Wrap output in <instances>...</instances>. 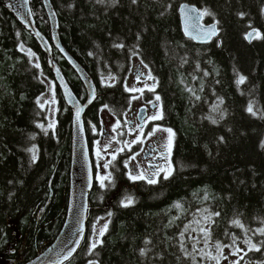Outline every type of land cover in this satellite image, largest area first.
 Returning <instances> with one entry per match:
<instances>
[{
  "label": "trees",
  "instance_id": "16d2710c",
  "mask_svg": "<svg viewBox=\"0 0 264 264\" xmlns=\"http://www.w3.org/2000/svg\"><path fill=\"white\" fill-rule=\"evenodd\" d=\"M52 2L65 47L98 90L85 116L88 138L103 109L115 115L129 109L126 80L135 59L156 82L146 96L160 97L158 124L174 132L170 177L135 181L124 161L113 164L114 180L106 192L92 193L86 236L66 264H217L216 243L231 245L233 237H250L260 251L246 258L264 263V235L255 231L264 228V0ZM183 4L207 9L205 24H216L219 37L209 45L186 38ZM31 6L50 39L42 0ZM254 30L260 35L249 42ZM54 55L86 101L74 70ZM45 79L56 88L55 129L39 103ZM72 120L46 55L0 0V264H26L58 236L70 197ZM128 197L134 202L124 206ZM99 217L110 222L93 249ZM237 219L244 228L233 224ZM201 229L210 230L207 242Z\"/></svg>",
  "mask_w": 264,
  "mask_h": 264
},
{
  "label": "water",
  "instance_id": "95a60500",
  "mask_svg": "<svg viewBox=\"0 0 264 264\" xmlns=\"http://www.w3.org/2000/svg\"><path fill=\"white\" fill-rule=\"evenodd\" d=\"M42 4L50 24V39L37 26L31 0H6L9 12L34 37L46 55L55 82L66 105L72 111L70 197L67 216L58 236L42 253L26 264H66L78 252L88 229L90 198L95 187V170L85 116L95 104L98 90L87 69L65 47L60 33V20L52 0H42ZM192 9L198 11H192ZM179 13L182 31L186 38L198 45H209L219 37L218 26L216 24L206 25L205 16L198 7L183 4ZM212 27L215 28V33L209 35L208 29ZM256 36L248 37V41L252 42ZM55 50L65 59L83 84L87 93L86 101H82L76 95L61 65L55 59ZM144 112L145 109L139 113L141 121L146 118ZM65 256L68 258L65 259Z\"/></svg>",
  "mask_w": 264,
  "mask_h": 264
},
{
  "label": "rangeland",
  "instance_id": "374dc122",
  "mask_svg": "<svg viewBox=\"0 0 264 264\" xmlns=\"http://www.w3.org/2000/svg\"><path fill=\"white\" fill-rule=\"evenodd\" d=\"M149 75H150V73L148 72V69L143 65V63L139 59H135L133 62L131 73L126 80L127 91L130 92L131 94H133V97H136L135 99H133V97H132L130 107L126 111L127 112L126 114H128V116L132 113H134V114L140 113L139 110L141 107H143V105L145 103L143 96H141V95L143 94V92L154 90V88L156 86V82L154 81V79L150 78ZM137 77H139V79H137ZM44 82L47 85V92L40 98L39 103H40V106L43 109L47 110V112H48L50 128L55 129V127L57 125V116H58V112H59V105H58V99H57V95H56V88H55L54 82H52L48 79H45ZM129 89H136V91H129ZM137 93H139V94L135 95ZM155 99H156V97H155ZM160 109H159V111L152 112L151 117L153 115L159 114L161 112ZM114 115L115 114H112L107 109H103L101 111L99 126L93 125V127H92L93 132L96 135L95 140L97 142L99 140H102L104 142V144H106V143L109 144L111 146V149H113V148H116V150L121 149V148L123 149V146H124L127 148L129 147L130 150H132L134 148V145L136 144L137 138L139 136L141 137V134L139 133V136H137V135L130 133L129 137L131 138V140H129L128 137L126 138V140L125 139L122 140L121 139V137H123V134H122V135H120L121 136L120 139L118 137L117 142H115L116 139H115L114 130L116 127V120L114 119V117L116 115L115 116ZM109 135H111L112 137L110 138ZM157 135L161 136L164 150H166V152H167V157L165 158V162L163 165L164 168H163V170H161V172L163 173V176H165V178L170 177L173 173V167H172V163H171V155H172V151H173V147H174V136L172 137L170 151H169V148L167 146L169 144L168 138H169L170 134L168 132L164 131V129H159L155 132V135L150 138V141L152 142L153 139ZM113 152L112 151L106 152L103 144L100 147V149L96 152V156H95L96 162H97L98 167L100 168L98 170V186H99V189H101V191H103L106 188L107 184L112 179V176H110L109 179H106L104 181L103 186H101L100 177L108 176L110 173L108 167H105L106 163L108 162V160L110 158V157L106 158V155H108L109 153L111 155H113ZM133 156H135V159L131 158L130 163H129V170L132 173V175H138L139 172L142 170L145 177L149 174H152L155 177V179L157 178L159 172H156V174L151 173V171L148 167V163L143 160L141 152L138 154L135 152V153H133L132 157ZM109 222H110V219L107 217H99L97 219V221L93 224V227L91 230V244H93L95 242L96 246H97L100 243L104 234L107 231L106 230L104 232L103 236H100L99 235L100 230L104 227L105 224H107V228H108ZM245 240L246 239L241 240V241H239V240L236 241L234 248H238V249L243 250V251H240L238 253L234 254L233 248H230V247L224 248L222 250V254L218 256L220 258L218 259L217 264H234V262L237 260H239V264H264L262 262L259 263L257 261L248 260L246 258L247 255L252 250H249L248 244H246L244 242ZM241 257H242V259H241Z\"/></svg>",
  "mask_w": 264,
  "mask_h": 264
},
{
  "label": "flooded vegetation",
  "instance_id": "af4514ba",
  "mask_svg": "<svg viewBox=\"0 0 264 264\" xmlns=\"http://www.w3.org/2000/svg\"><path fill=\"white\" fill-rule=\"evenodd\" d=\"M146 92H143V94L141 96H143V99L145 101L143 107L140 108L139 112L142 109H145V115L146 118L141 121L139 118V113L138 114H130L128 116V114H126L127 112H124L120 115H114V119L116 120V127H115V139L117 142V139L119 137L120 139V135L123 134V137H121V139H125L128 137L129 140H131V138L129 137V134L132 133L134 135L139 136V133L141 134V140L142 142H136V144L134 145V148L132 150H130V148L128 147H124L121 151L116 150V148L111 149V146L109 144H104V142L102 140H99L98 142L95 140V133L93 132V125L95 126H99L96 125L93 122H90V127H89V144H91L90 146V150H91V156L93 159V163H94V170H95V187H94V191H99L101 192V189H99L98 186V170L100 169L97 165L96 162V152L100 149V147L102 146V144L104 145V149L106 152L108 151H114L113 155H111L110 153L108 155H106V158L110 157L107 164V167L111 173L112 179L111 181L107 184L106 188L102 191V192H106L107 190H109V188L107 189L108 186H110L112 184V181L114 180L113 178V174H112V166L114 163L118 162V161H124V166L127 167L128 172H130L129 170V163L130 160L132 158L133 153H142V157L143 160L146 161L148 163V167L151 171V173L156 174V172L158 173L157 178L155 179V177L152 174H149L145 177V179H137L135 181H147L149 179H154L157 183L161 178H165V176H163V173L161 172V170H163L164 168V162H165V158L167 157V152L166 150H164L163 147V142L161 139L160 135H157L153 141H150V138L153 137L155 135V132L157 131V129H167L161 125L158 124V121H160L161 119L158 120H152L151 118V113L154 111H159V109L163 112V107L161 104L160 100H156L155 97L154 98H150L146 96ZM139 93L135 94L138 95ZM155 104V106H154ZM101 113V112H100ZM154 132V135H149V133ZM88 135V133H87ZM109 137L111 138L112 136L109 135ZM113 156H115V159L113 160ZM150 165H152V167H150ZM130 178V176H129ZM131 179V178H130ZM133 180V179H131ZM93 191V192H94ZM92 192V193H93ZM117 190H114L112 195L114 197V195H116L115 193H117ZM92 193H91V197H92ZM91 201V198H90ZM110 201V200H109ZM14 234L17 235L16 240L19 242L22 238V236H20V232L17 228L12 227ZM17 246V243L14 245V247ZM14 252V251H13ZM13 263V262H12ZM8 264V263H6ZM11 264V263H9ZM90 264V263H89ZM92 264H97V263H92Z\"/></svg>",
  "mask_w": 264,
  "mask_h": 264
},
{
  "label": "snow or ice",
  "instance_id": "6c2138e0",
  "mask_svg": "<svg viewBox=\"0 0 264 264\" xmlns=\"http://www.w3.org/2000/svg\"><path fill=\"white\" fill-rule=\"evenodd\" d=\"M192 11H198V10H196V9H192ZM203 14H208V10L205 9L204 12H203ZM186 31H187V29H186ZM214 33H215V28H214V27L208 29V34H209V35H212V34H214ZM254 35L259 36L260 34H259L258 32H255V30H254L253 32L248 33V37H249V38L253 37ZM37 67H38V65H37ZM137 79H139V77H137ZM244 79H245V78H244L243 76H241V77H240V82L242 83V82L244 81ZM129 91H136V89H129ZM135 98H136V97H133V99H135ZM159 99H160V97L157 96V97H156V100H159ZM154 106H155V104H154ZM141 111H143V109H142ZM248 111H249V112H253V108H252L251 105H249V107H248ZM253 114H255V113H253ZM77 115H79V113H77ZM162 118H163V112L161 111L159 114H157V115H153L150 119H152V120H158V119H162ZM215 122H216V121L213 120V123H215ZM41 127H42V126H41ZM157 130H159V129H157ZM164 131H166V132H168V133L170 134V135H169V138H168V139H169V144H168V146H167V147L169 148V151H170L171 140H172V137L174 136V133L172 132V130H171L170 128H169V129H164ZM149 135H154V132L149 133ZM136 142H142V140L138 137ZM121 150H122V149H118L117 151H121ZM34 159H35V157H34ZM114 159H115V156H113V160H114ZM132 159H135V156H133ZM105 167H107V164L105 165ZM150 167H152V165H150ZM110 176H111V174L109 173L108 176H102V177H100L101 186H103L104 181H105L106 179H109ZM129 176H130V178L133 179V180H137V179H145V176H144V173H143L142 170L139 172L138 175H132V173L129 172ZM166 178H167V177H166ZM148 182H149V183H155L156 181H155L154 179H149ZM133 202H134V201L132 200V198H131V197H128V198L126 199V201H125L124 206H128L129 204H131V203H133ZM177 206L179 207V205H177ZM215 215L218 216L219 213H215ZM233 224H235L236 226H238V227H240V228H244V225H243V224L241 223V221L238 220V219H237V220H234V221H233ZM106 230H107V224H105L104 227L100 230L99 235H100V236H103V234H104V232H105ZM201 231L204 232L205 239H206V242H207V238L210 236V230L201 229ZM255 231H256V232H259L261 235H264V228H259V229H256ZM245 232H247V229H245ZM237 239H238L237 237H233V242H232L231 245H222L220 242H217V243H216V248H217L218 253L222 251L223 247H230V248H233L234 254H235V253H238V252H240V251H243L242 249L234 248V245L236 244V240H237ZM100 242L102 243V241H100ZM244 242H245L246 244H248V246H249V250L260 251V247H259L256 243H253L250 237H249L248 239H246ZM259 244L264 245V241H260ZM91 247L94 249V248L96 247V243L94 242V243L91 245ZM142 254H145V253L142 252ZM69 255H70V253H69ZM67 258H68V257L65 256V259H67ZM212 258H213V259H217V257H212ZM241 259H242V257H241ZM90 264H91V262H90ZM234 264H239V260L235 261Z\"/></svg>",
  "mask_w": 264,
  "mask_h": 264
}]
</instances>
